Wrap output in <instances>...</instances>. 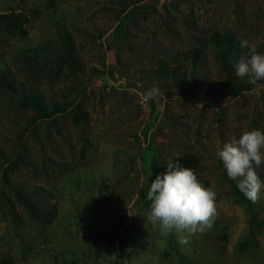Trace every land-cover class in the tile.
<instances>
[{
  "label": "rangeland",
  "instance_id": "obj_1",
  "mask_svg": "<svg viewBox=\"0 0 264 264\" xmlns=\"http://www.w3.org/2000/svg\"><path fill=\"white\" fill-rule=\"evenodd\" d=\"M124 1L146 7L116 41ZM9 13L29 18L25 33L0 31L11 77L47 104L82 96L30 129L34 112L0 81V149L12 160L19 138L25 148L11 181L51 212L34 216L9 189L14 205L4 200L0 165V264H264V186L256 203L240 199L217 155L246 130L264 132V89L224 98L226 74L209 49L196 71L200 89L182 88L192 76L186 52L214 32L264 54V0H0V14ZM67 36L75 69L64 60ZM163 66L183 78L165 77ZM153 88L152 117L145 93ZM152 161L157 176L171 161L216 193L213 226L186 245L147 221ZM256 172L264 185V163Z\"/></svg>",
  "mask_w": 264,
  "mask_h": 264
},
{
  "label": "clouds",
  "instance_id": "obj_2",
  "mask_svg": "<svg viewBox=\"0 0 264 264\" xmlns=\"http://www.w3.org/2000/svg\"><path fill=\"white\" fill-rule=\"evenodd\" d=\"M241 48L250 50L249 56H242L234 65L239 78L247 77L253 85L252 91L259 94L264 89V54L256 52L255 44L248 40L240 42ZM160 90L153 88L145 93L146 99H153ZM223 161L230 179L236 181L237 187L246 198L256 203L260 198L262 182L256 172L264 163V132L256 129L246 130L239 139L223 145L217 153ZM168 162L165 174L157 176L147 192L150 212L147 221L159 224L164 236L175 233L178 243L188 244V237L203 233L213 226L217 215L216 193L203 186L197 175L190 169L181 168Z\"/></svg>",
  "mask_w": 264,
  "mask_h": 264
},
{
  "label": "trees",
  "instance_id": "obj_3",
  "mask_svg": "<svg viewBox=\"0 0 264 264\" xmlns=\"http://www.w3.org/2000/svg\"><path fill=\"white\" fill-rule=\"evenodd\" d=\"M137 2V1H135ZM176 7H178L176 3H173ZM145 5H140L139 3H128L123 2L121 4V11L118 14V24L114 31V39L116 41L128 38V22L131 20L133 14L139 10L145 8ZM29 18H23L20 14L9 13V14H0V31L6 30L11 33H25L23 25L28 23ZM64 38V37H63ZM65 39V38H64ZM67 39V40H66ZM64 40V44L67 45V49L65 50V62L69 64V67L75 69L78 65V59L75 55V49L71 45V40L67 36ZM241 40L233 34L232 32H214L209 38L208 41L203 42V47H196L186 52L185 59L190 64V68L192 71L191 79H185L182 76H178L180 73L176 71H172L168 69L166 66L162 67L158 72H163L168 74L169 76L164 75L165 77H170V74L175 79L183 78V85L186 90L193 87L196 89H200V85L198 83V76L196 71L198 70L199 65L205 60L206 50H210L213 57L219 64L221 65V70L225 72L226 78L224 82V98L227 99H236L243 95L245 92L250 91L253 87L249 81H239L237 82V77L235 74L234 65L239 62L242 56H249L250 50L248 48H241L240 46ZM157 72V71H156ZM157 72V74H159ZM0 81L1 84L8 89H10L13 93L20 96L19 106L24 109H31L34 114L32 118L29 120L27 127L33 128L38 125L43 120H52L54 116L59 112H67L71 107H74L77 104V101L81 98L82 94L79 93L76 99L72 102H66L63 105L60 104H47L44 96L23 84H18L16 80L11 77L10 70L6 69L0 63ZM264 83V82H261ZM151 110L152 117L154 115V111L156 110L157 102L151 99ZM152 128L151 124H148L143 131L144 137L146 140L149 137V132ZM27 129V128H26ZM22 138H19L18 147L19 153L15 156L14 159L10 160L6 153L0 149V165L3 168V173L1 176V181L3 183L1 197L6 200L11 205L13 204L11 199L6 196V190H11L16 196L17 199L24 203L26 207L29 209L30 213L36 217H44L50 214V210L45 208L44 206L39 207L36 204L34 199V194L25 192V190L17 188L13 185L11 181L10 173L19 165L22 160V156L25 152L24 145L22 144ZM152 171L155 176L159 174V168L155 161H152ZM225 176L227 174L225 173ZM233 188L235 189V193L240 199L245 200L244 195L237 187V183L233 182ZM14 205V204H13ZM261 226V224H259ZM3 264H10L9 260L3 261Z\"/></svg>",
  "mask_w": 264,
  "mask_h": 264
}]
</instances>
